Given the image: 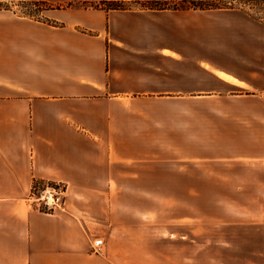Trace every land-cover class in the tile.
Instances as JSON below:
<instances>
[{"label": "crops", "instance_id": "0c3cea01", "mask_svg": "<svg viewBox=\"0 0 264 264\" xmlns=\"http://www.w3.org/2000/svg\"><path fill=\"white\" fill-rule=\"evenodd\" d=\"M36 1L0 19V264H264V0Z\"/></svg>", "mask_w": 264, "mask_h": 264}, {"label": "rangeland", "instance_id": "374dc122", "mask_svg": "<svg viewBox=\"0 0 264 264\" xmlns=\"http://www.w3.org/2000/svg\"><path fill=\"white\" fill-rule=\"evenodd\" d=\"M146 0H133L127 1L130 7H143V3ZM183 3V2H181ZM84 6H98L107 4L104 1H84L81 3ZM158 4H164L159 1ZM228 4V3H223ZM184 5L190 7L195 5V1L192 3H185ZM61 6H67V4H55L50 1H36V0H0V19L4 17H28L36 20H46V14L51 13L50 9L60 8ZM151 107H157V101L150 102Z\"/></svg>", "mask_w": 264, "mask_h": 264}, {"label": "built area", "instance_id": "2783aa9c", "mask_svg": "<svg viewBox=\"0 0 264 264\" xmlns=\"http://www.w3.org/2000/svg\"><path fill=\"white\" fill-rule=\"evenodd\" d=\"M67 185L62 181H42L37 180L32 188L29 197L30 202L40 210L53 213L56 210H64L66 204ZM104 240L96 237L92 243V251L99 253L102 251Z\"/></svg>", "mask_w": 264, "mask_h": 264}, {"label": "trees", "instance_id": "16d2710c", "mask_svg": "<svg viewBox=\"0 0 264 264\" xmlns=\"http://www.w3.org/2000/svg\"><path fill=\"white\" fill-rule=\"evenodd\" d=\"M104 3L107 4L106 6L103 5H98V6H102L104 8L107 9H126V8H130V6L127 4L126 0H104ZM159 1L158 0H146L145 3H143V7L145 8H164L167 7V4H158ZM185 2L183 3H179L176 6L177 7H187L186 5H184ZM218 5L215 2H210V1H198L195 2V7H201V8H205V7H212Z\"/></svg>", "mask_w": 264, "mask_h": 264}]
</instances>
